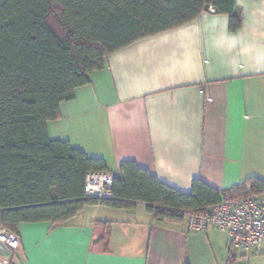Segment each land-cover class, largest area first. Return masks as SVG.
<instances>
[{"label":"crops","instance_id":"crops-1","mask_svg":"<svg viewBox=\"0 0 264 264\" xmlns=\"http://www.w3.org/2000/svg\"><path fill=\"white\" fill-rule=\"evenodd\" d=\"M235 3L234 32L209 10L110 53L60 103L49 138L110 173L134 161L182 192L194 178L218 189L264 180V0ZM17 235L11 264H264V244L233 250L226 232L156 221L141 203L87 205L62 224L20 223Z\"/></svg>","mask_w":264,"mask_h":264},{"label":"trees","instance_id":"trees-1","mask_svg":"<svg viewBox=\"0 0 264 264\" xmlns=\"http://www.w3.org/2000/svg\"><path fill=\"white\" fill-rule=\"evenodd\" d=\"M209 10L228 17L230 32L240 28L235 0H0V226L17 234L20 223L58 225L94 204L141 203L156 221L180 222L223 196L264 193L258 178L226 189L194 178L182 192L134 161L110 173L104 159L48 136L60 103L72 100L110 53ZM90 171L112 175L110 198L84 192Z\"/></svg>","mask_w":264,"mask_h":264},{"label":"built area","instance_id":"built-area-1","mask_svg":"<svg viewBox=\"0 0 264 264\" xmlns=\"http://www.w3.org/2000/svg\"><path fill=\"white\" fill-rule=\"evenodd\" d=\"M112 182L110 173L90 171L85 175L84 192L99 199L110 198ZM185 218L188 231L201 232L213 227L226 232L233 250L264 244V201L259 195L249 194L241 198L226 195L206 211L186 213ZM0 243L4 246L0 264H11L20 245L18 236L0 226Z\"/></svg>","mask_w":264,"mask_h":264},{"label":"rangeland","instance_id":"rangeland-1","mask_svg":"<svg viewBox=\"0 0 264 264\" xmlns=\"http://www.w3.org/2000/svg\"><path fill=\"white\" fill-rule=\"evenodd\" d=\"M17 235V234H16ZM18 236V235H17ZM17 251V250H16Z\"/></svg>","mask_w":264,"mask_h":264}]
</instances>
